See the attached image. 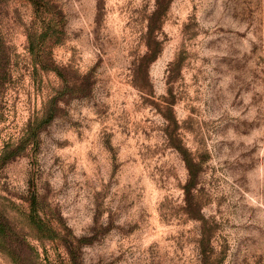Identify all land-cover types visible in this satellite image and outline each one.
<instances>
[{
    "label": "rangeland",
    "instance_id": "1",
    "mask_svg": "<svg viewBox=\"0 0 264 264\" xmlns=\"http://www.w3.org/2000/svg\"><path fill=\"white\" fill-rule=\"evenodd\" d=\"M0 264H264V0H0Z\"/></svg>",
    "mask_w": 264,
    "mask_h": 264
}]
</instances>
